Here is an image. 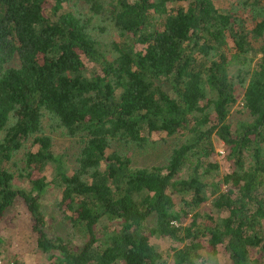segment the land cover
<instances>
[{
    "label": "trees",
    "instance_id": "16d2710c",
    "mask_svg": "<svg viewBox=\"0 0 264 264\" xmlns=\"http://www.w3.org/2000/svg\"><path fill=\"white\" fill-rule=\"evenodd\" d=\"M70 1L0 0V219L21 198L46 264H167L155 238L176 244L174 264H214L207 248L224 249L225 264H264V0H79L85 15ZM95 18L116 31L110 43ZM239 87L250 120L233 125ZM45 117L80 136L72 174ZM157 132L185 135L165 166L136 167L108 150ZM215 136L234 162L222 177ZM29 140L27 188L7 164ZM49 166L51 180L33 177ZM52 184L77 246L45 230L41 198Z\"/></svg>",
    "mask_w": 264,
    "mask_h": 264
},
{
    "label": "rangeland",
    "instance_id": "374dc122",
    "mask_svg": "<svg viewBox=\"0 0 264 264\" xmlns=\"http://www.w3.org/2000/svg\"><path fill=\"white\" fill-rule=\"evenodd\" d=\"M238 0H215L219 7H230L231 3H236ZM186 2L178 3L179 7H187ZM65 8L75 12L76 14H88V7L79 0H71L65 4ZM250 27L254 24L250 23ZM92 27L95 29L97 36L107 43L117 37L116 31L109 27V23L100 18H95L92 23ZM229 46H234V42L231 38L228 39ZM140 48V46L138 47ZM231 54L230 51H228ZM234 52V50H233ZM88 67H91V63L87 62ZM13 65L18 64V60ZM242 88H238V94L242 93ZM230 121L233 125L240 122L250 120L249 113L243 106V96L239 95L236 104L231 108ZM45 132L51 135L55 151L57 153L65 155L67 164L70 166V173L72 174L73 168L77 164V157L82 148L80 136L71 137L63 129L57 127L50 118H44ZM8 130L4 131L7 134ZM216 150L213 158L220 163L221 177L224 172H232L234 169V162L228 159L229 148L228 146L217 136L214 138ZM185 141L184 134H177L169 136L164 132L153 133L146 145H136L135 143L128 142L124 139L113 141L108 150H119L122 153H128L133 158V163L136 167L144 166H165L170 158L172 148L181 145ZM32 147L36 149L37 146H33L32 140L26 143V147L17 151L14 157L7 164L8 168L16 174L15 182L18 186L29 187V181L23 177H20V173L24 172L25 167V153L27 148ZM53 169L49 166L44 171L34 170L33 177L46 176L49 180L52 179ZM230 185L225 184L222 186L224 191L229 189ZM62 199V192L60 188L55 187L53 184L49 187V190L42 196V208L46 218L45 230L50 237L61 236L65 240H71L76 246L82 243L80 235L75 232L73 222L71 220V213L64 212L59 202ZM179 200V197H176ZM212 199L204 203L200 208L203 212H208L209 205ZM204 220V219H203ZM183 225H187L191 221V215L182 219ZM35 219L28 211L26 204L18 198L16 203L9 208L6 215L0 219V236L2 242L0 243V264H46L49 261L48 254L43 253L38 248V233L34 230ZM155 242L161 251L164 253V257L167 264H174V251H171L176 244L169 238H155L152 240ZM210 248H207L206 256L210 263L225 264L228 261L227 254L224 253V249L220 248L216 255L210 253ZM256 253V250L252 251Z\"/></svg>",
    "mask_w": 264,
    "mask_h": 264
}]
</instances>
